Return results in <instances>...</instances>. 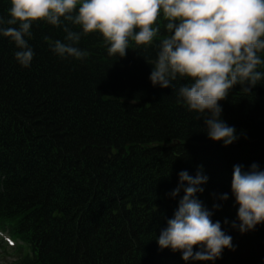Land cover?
I'll use <instances>...</instances> for the list:
<instances>
[{
	"label": "trees",
	"instance_id": "1",
	"mask_svg": "<svg viewBox=\"0 0 264 264\" xmlns=\"http://www.w3.org/2000/svg\"><path fill=\"white\" fill-rule=\"evenodd\" d=\"M9 6L0 0V16ZM31 31L29 67L0 36V228L21 242L13 264H264V223L233 228L230 191L233 165L264 169V80L247 93L236 86L219 102L238 135L223 146L176 89L152 86L154 45L130 38L119 58L92 32L78 43L86 58L62 59L49 47L63 40L62 26L40 20ZM197 166L208 177L197 198L235 248L215 261L185 262L160 249L155 235L183 195H170L178 173L194 175Z\"/></svg>",
	"mask_w": 264,
	"mask_h": 264
},
{
	"label": "clouds",
	"instance_id": "2",
	"mask_svg": "<svg viewBox=\"0 0 264 264\" xmlns=\"http://www.w3.org/2000/svg\"><path fill=\"white\" fill-rule=\"evenodd\" d=\"M9 4L7 18L0 16V36L14 43V58L22 67H29L35 55L29 38L32 25L40 20L62 26L63 40L49 45L62 59L86 58L87 51L78 43L92 32L101 34L108 54L119 58L126 55L130 38L137 46L154 45L155 57L147 61L152 86L176 89L178 102L202 118L206 136L223 146L238 135L222 118L219 102L236 86L247 93L264 80V0H9ZM161 20L164 35L156 41ZM178 81L184 82L177 86ZM207 180L202 166L194 175L187 170L178 173L170 195L181 191L183 195L155 235L160 249L180 252L185 262L215 261L225 248H235L232 236L197 198ZM230 191L238 206L233 228L244 233L264 223V169L255 162L247 170L233 165ZM228 196L225 192L219 199Z\"/></svg>",
	"mask_w": 264,
	"mask_h": 264
},
{
	"label": "rangeland",
	"instance_id": "3",
	"mask_svg": "<svg viewBox=\"0 0 264 264\" xmlns=\"http://www.w3.org/2000/svg\"><path fill=\"white\" fill-rule=\"evenodd\" d=\"M11 261H12V257L10 256H6L5 254L0 256V264L11 263Z\"/></svg>",
	"mask_w": 264,
	"mask_h": 264
}]
</instances>
